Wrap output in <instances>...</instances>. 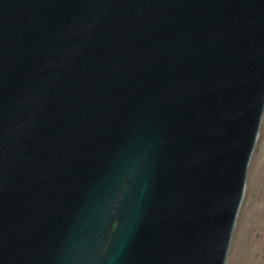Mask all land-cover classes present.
I'll list each match as a JSON object with an SVG mask.
<instances>
[{
	"label": "water",
	"instance_id": "water-1",
	"mask_svg": "<svg viewBox=\"0 0 264 264\" xmlns=\"http://www.w3.org/2000/svg\"><path fill=\"white\" fill-rule=\"evenodd\" d=\"M264 120V0H0V264H227Z\"/></svg>",
	"mask_w": 264,
	"mask_h": 264
},
{
	"label": "rangeland",
	"instance_id": "rangeland-1",
	"mask_svg": "<svg viewBox=\"0 0 264 264\" xmlns=\"http://www.w3.org/2000/svg\"><path fill=\"white\" fill-rule=\"evenodd\" d=\"M257 219L261 225L264 219V120L227 264H247L250 260L264 264V238L257 245L250 239Z\"/></svg>",
	"mask_w": 264,
	"mask_h": 264
},
{
	"label": "bare ground",
	"instance_id": "bare-ground-1",
	"mask_svg": "<svg viewBox=\"0 0 264 264\" xmlns=\"http://www.w3.org/2000/svg\"><path fill=\"white\" fill-rule=\"evenodd\" d=\"M257 169V168H256ZM255 169V172H257ZM260 222L257 219V223L255 224V230L252 232L250 239H252L254 241L253 244H258V241H261L264 238V227H263V223H264V219L263 222H261V225H258ZM245 233V231H243ZM247 264H257L255 261L250 260Z\"/></svg>",
	"mask_w": 264,
	"mask_h": 264
}]
</instances>
